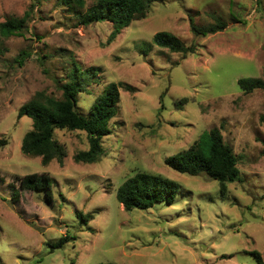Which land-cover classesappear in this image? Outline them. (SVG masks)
<instances>
[{"label":"rangeland","instance_id":"1","mask_svg":"<svg viewBox=\"0 0 264 264\" xmlns=\"http://www.w3.org/2000/svg\"><path fill=\"white\" fill-rule=\"evenodd\" d=\"M213 15L226 21L223 29L191 30L190 18L206 27ZM21 16L19 33L0 31V137L8 138L0 148V264H264V89L245 91L237 81L264 75V0H154L110 41V21L80 23L62 0H0V22ZM158 30L194 44V52L155 44ZM73 60L96 71L89 90L78 93L79 109L86 112L114 81L117 112L97 161L73 159L88 146L85 131L57 128L67 154L62 164H42L21 150L31 118L17 111L37 90L59 96ZM215 126L240 169L225 194L204 172L164 162ZM136 170L178 181L174 199L125 209L116 188ZM33 171L52 177V204L43 189H20L11 200L16 175ZM63 234L69 239L51 247Z\"/></svg>","mask_w":264,"mask_h":264},{"label":"trees","instance_id":"2","mask_svg":"<svg viewBox=\"0 0 264 264\" xmlns=\"http://www.w3.org/2000/svg\"><path fill=\"white\" fill-rule=\"evenodd\" d=\"M72 7L77 15L78 22L88 24L93 21L108 20L112 28L108 41L112 40L120 30L127 26L134 18L145 16L154 0H95L84 12L78 7H83L85 0H62ZM214 21L206 27H200L190 18V28L196 34L207 33L223 29L226 21L220 15H213ZM25 17H10L0 22V31L4 34L19 33L24 26ZM153 42L164 46L171 51L184 54L194 52V44L185 45L178 36L168 30H158L153 35ZM23 58V55H20ZM66 72L65 77L59 82L61 90L59 96L49 94L44 90H37L32 97L23 102L17 111V116L26 115L31 118V127L21 139V150L25 154L40 156L41 163L47 164L56 159L63 163L67 154L66 147L54 135L55 129L83 130L86 133L87 148L78 149L73 154L77 162H95L104 153L103 137L110 133V120L117 112L120 98L117 82L108 83L89 105L86 112L79 109L78 93L88 91L95 80L96 71L92 67L82 68L75 60ZM264 74V67H263ZM239 86L245 91L255 88L264 89V75L243 76L237 79ZM126 88H132L126 84ZM188 97L183 96L174 101V104L186 102ZM264 123V111L260 114ZM8 143L7 136L0 137V148ZM264 151V140H263ZM164 162L181 172L199 174L204 172L218 181L219 192L225 194L227 182L234 181L240 174L237 166V155L232 147L223 140L218 127H212L202 132L196 140L187 147L164 157ZM19 187H14L11 200L17 202L20 189L33 191L44 190V200L53 203L52 177L48 172H28L16 175ZM179 183L175 179L147 170H136L127 176L116 188V198L127 210L132 207L146 208L156 201L171 202L177 191ZM83 219L91 217L90 213H78ZM68 234H63L55 241L50 242L51 247H56L69 239ZM262 263L258 251L251 252ZM71 264H73L71 262ZM93 264H117L112 261Z\"/></svg>","mask_w":264,"mask_h":264}]
</instances>
